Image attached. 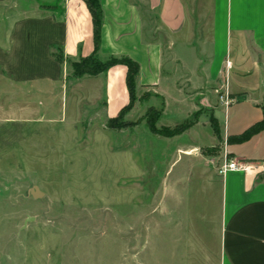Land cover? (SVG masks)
<instances>
[{
	"label": "rangeland",
	"instance_id": "obj_1",
	"mask_svg": "<svg viewBox=\"0 0 264 264\" xmlns=\"http://www.w3.org/2000/svg\"><path fill=\"white\" fill-rule=\"evenodd\" d=\"M207 57L179 54V46L166 42L161 86L136 85L132 107L114 118L106 114L104 73L76 78L71 63L63 88L46 99L32 96L31 85H4L0 254L20 255L26 264H195L185 251L179 262V190L187 184L179 178L191 175L194 190L218 196L227 145L201 102H219L221 85L190 69L205 66ZM27 107L28 116H11ZM189 122L198 123L204 143L189 156L179 151L187 130L164 137L149 129L174 131ZM208 127L214 147H207ZM204 240L216 247V238ZM204 258L199 264L211 263Z\"/></svg>",
	"mask_w": 264,
	"mask_h": 264
},
{
	"label": "crops",
	"instance_id": "obj_2",
	"mask_svg": "<svg viewBox=\"0 0 264 264\" xmlns=\"http://www.w3.org/2000/svg\"><path fill=\"white\" fill-rule=\"evenodd\" d=\"M99 2L103 19L95 54L92 18L83 0H0V93L5 92L4 85H31L32 96H54L63 88L65 63L92 55L131 59L139 65L137 87L156 89L162 84L167 42L170 48L179 46V54L207 55L205 66L190 69L203 70L209 83L222 87L227 81L233 100L227 110L218 101L201 97L221 139L239 136L263 119L264 0ZM126 74L122 65L103 74L108 118L118 116L129 103ZM30 113L27 107L11 116ZM194 124L179 136H188L179 141V151L187 156L204 144L202 130ZM203 131L210 138L207 147H214L217 137L209 127ZM227 151L230 159L251 167L247 173L220 175L218 196L194 190L191 175L179 178L187 182L179 190V262L185 251L186 260L195 264L203 257L210 264H264V130L246 142L227 144ZM206 237L216 238V247L206 244ZM7 258L0 254V264H26L20 255Z\"/></svg>",
	"mask_w": 264,
	"mask_h": 264
},
{
	"label": "trees",
	"instance_id": "obj_3",
	"mask_svg": "<svg viewBox=\"0 0 264 264\" xmlns=\"http://www.w3.org/2000/svg\"><path fill=\"white\" fill-rule=\"evenodd\" d=\"M83 1L87 5V8L92 18L93 41H94L95 54H96L99 49V45H100V33H101L102 19H103L102 9H101L99 0H83ZM57 59L59 62L62 61V58L60 57H58ZM116 65L125 66L127 69L126 86H127V90L129 94V103L123 109L125 111L128 108L132 107L135 101L136 77L139 73V65L136 62L128 58L109 57V60L107 62L102 63L95 58V55H92L90 57L81 59L78 62L71 63L72 74L76 78H81L83 76L94 77L99 74L105 73L109 68L116 66ZM154 123H156V121ZM125 126H133V125L126 124ZM192 126H193V123L189 122L188 124L183 125L182 127L175 129L174 131H168V129H161L157 131L154 125H151L149 129L151 133L162 135L164 137H173L175 135L181 134L182 132L188 130ZM263 130H264V108H263V119L260 122L252 125L239 136L229 137L227 139V144H240V143L246 142L252 136L258 134L259 132ZM163 131H166L167 133L163 134Z\"/></svg>",
	"mask_w": 264,
	"mask_h": 264
},
{
	"label": "built area",
	"instance_id": "obj_4",
	"mask_svg": "<svg viewBox=\"0 0 264 264\" xmlns=\"http://www.w3.org/2000/svg\"><path fill=\"white\" fill-rule=\"evenodd\" d=\"M219 103L221 107H223L225 110H227L233 103V100L228 91L227 81H225V83L221 87V93L219 94ZM222 155H223V163L221 164L220 169H219V173L221 175L226 172L247 173L250 171L251 166L248 163L234 161L228 157L229 154L227 151L226 143H225V147H224V151Z\"/></svg>",
	"mask_w": 264,
	"mask_h": 264
},
{
	"label": "water",
	"instance_id": "obj_5",
	"mask_svg": "<svg viewBox=\"0 0 264 264\" xmlns=\"http://www.w3.org/2000/svg\"><path fill=\"white\" fill-rule=\"evenodd\" d=\"M35 196H36V197H40L41 194H40V193H36Z\"/></svg>",
	"mask_w": 264,
	"mask_h": 264
}]
</instances>
